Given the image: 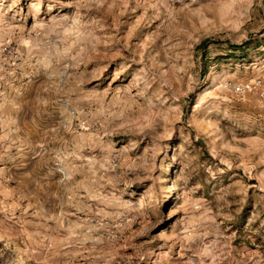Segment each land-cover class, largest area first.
<instances>
[{
    "label": "rangeland",
    "instance_id": "rangeland-1",
    "mask_svg": "<svg viewBox=\"0 0 264 264\" xmlns=\"http://www.w3.org/2000/svg\"><path fill=\"white\" fill-rule=\"evenodd\" d=\"M0 264H264V0H0Z\"/></svg>",
    "mask_w": 264,
    "mask_h": 264
},
{
    "label": "trees",
    "instance_id": "trees-1",
    "mask_svg": "<svg viewBox=\"0 0 264 264\" xmlns=\"http://www.w3.org/2000/svg\"><path fill=\"white\" fill-rule=\"evenodd\" d=\"M209 43V40H204L203 42H201L199 44V48H205L207 47ZM248 42H243L241 44H229V48L231 49V54H226L228 56H236V57H246L247 54V50H248Z\"/></svg>",
    "mask_w": 264,
    "mask_h": 264
}]
</instances>
